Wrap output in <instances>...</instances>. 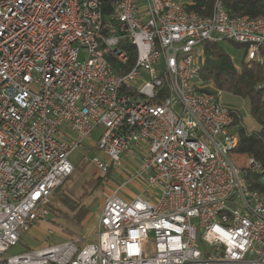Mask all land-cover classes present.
Listing matches in <instances>:
<instances>
[{
	"label": "built area",
	"instance_id": "1",
	"mask_svg": "<svg viewBox=\"0 0 264 264\" xmlns=\"http://www.w3.org/2000/svg\"><path fill=\"white\" fill-rule=\"evenodd\" d=\"M122 40L137 57L120 74ZM224 40L264 64V17L222 0L209 16L186 0H116L111 17L100 0H0V264H264V200L245 177L261 165L233 162L232 111L199 79L204 43ZM97 128L98 173L133 171L105 198L96 240L10 256ZM132 184L142 192L127 199Z\"/></svg>",
	"mask_w": 264,
	"mask_h": 264
},
{
	"label": "trees",
	"instance_id": "2",
	"mask_svg": "<svg viewBox=\"0 0 264 264\" xmlns=\"http://www.w3.org/2000/svg\"><path fill=\"white\" fill-rule=\"evenodd\" d=\"M100 1L102 2L104 15L111 17L116 0ZM186 1L189 11L198 12L203 16L211 15L215 2V0ZM222 1L231 16L264 17V0ZM222 42L234 43L238 48H243L247 52L245 44L231 40ZM222 42L204 43V63L199 75L202 85L201 90H210L209 84L212 83L216 89L223 91L224 94L238 97L250 104L249 114L259 125V128L254 132L249 131L240 112L230 108L234 118V127L239 136V144L235 153L252 157L261 165V170H250L245 177L250 188L257 191L264 200V64L260 65L256 61H246L240 67L234 65L231 57L223 51ZM120 47L129 55V61L125 66L119 67L115 62L113 63L116 71L121 74L134 67L137 51L136 47L126 40L120 42ZM69 179L70 177L66 181ZM62 186L53 194L50 205L51 214L55 210L53 202L58 201L72 211H77L75 219L80 223L90 214L91 208L79 207L63 192Z\"/></svg>",
	"mask_w": 264,
	"mask_h": 264
},
{
	"label": "rangeland",
	"instance_id": "3",
	"mask_svg": "<svg viewBox=\"0 0 264 264\" xmlns=\"http://www.w3.org/2000/svg\"><path fill=\"white\" fill-rule=\"evenodd\" d=\"M221 47L231 57L234 65L240 67L243 62L248 61L246 50L238 48L234 43L222 42ZM209 89L214 90L216 87L210 83ZM224 100L230 108L240 112L250 132H254L259 128V125L249 114L250 104L247 101L229 94L224 95ZM101 134L102 129L97 128L90 135L84 147L75 150L71 154L70 160L76 169L74 174L61 188L79 207H90V214L79 223L75 219L77 211H72L62 203L54 201L55 210L50 217L46 221L33 225L28 232H25L20 243L8 253L10 256L43 249L68 241H74L79 246H82L96 240L98 218L105 198L114 188L124 184L133 171L130 170L131 172L126 173V175L110 172L108 175L102 176L98 173L92 161L97 159L102 160L105 158V155L96 148H93L92 145L98 142ZM231 157L237 166H246L248 161L247 155L234 152L231 154ZM141 162L140 158H136L134 164L138 166ZM123 168L125 169L126 167L124 166ZM138 193L139 188L136 184H132L122 191V196L132 199Z\"/></svg>",
	"mask_w": 264,
	"mask_h": 264
},
{
	"label": "crops",
	"instance_id": "4",
	"mask_svg": "<svg viewBox=\"0 0 264 264\" xmlns=\"http://www.w3.org/2000/svg\"><path fill=\"white\" fill-rule=\"evenodd\" d=\"M137 187L139 188V193H138V195H139V194H141V192H142V189H141V187H140V186H138V185H137Z\"/></svg>",
	"mask_w": 264,
	"mask_h": 264
}]
</instances>
